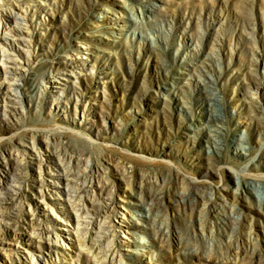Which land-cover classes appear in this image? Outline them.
<instances>
[{
    "label": "rangeland",
    "instance_id": "1",
    "mask_svg": "<svg viewBox=\"0 0 264 264\" xmlns=\"http://www.w3.org/2000/svg\"><path fill=\"white\" fill-rule=\"evenodd\" d=\"M8 8L32 36L15 44L31 60L19 96L0 97V166L19 151L27 175L22 207L2 215L0 204V263L95 264L60 227L77 223L76 209L61 213L68 197L38 187L61 160L113 196L114 222L131 221L114 231L125 264H264V188L244 186L264 184V0H1ZM8 48L0 41V86ZM30 210L66 242L38 263L29 242L52 241L23 221Z\"/></svg>",
    "mask_w": 264,
    "mask_h": 264
},
{
    "label": "bare ground",
    "instance_id": "2",
    "mask_svg": "<svg viewBox=\"0 0 264 264\" xmlns=\"http://www.w3.org/2000/svg\"><path fill=\"white\" fill-rule=\"evenodd\" d=\"M125 6L127 8L129 7L127 2H124V7ZM156 9V6H148L147 12L153 13L157 11ZM27 12H29V9L27 10ZM142 13L143 15H148L146 12ZM25 15L21 12L16 11L15 8H8L6 10L0 11V41L8 45L9 48L7 50L12 49L14 53L12 55H9L8 52L4 50L2 54L3 58L1 60H4V58L6 57V61L5 70L3 73L4 76L1 77V101H6L10 94H14L16 95V97L19 96L20 85L18 81L24 77L22 75L21 68H23L25 64L31 63L30 54H28L29 57L27 56V58H24V56H22V52L20 53V50L15 45L17 42L26 43L28 37L31 38L32 36L30 31L31 22L28 21V16ZM132 16L136 21V15L133 14ZM119 28H121V26ZM19 58L23 59L22 63L18 61ZM15 101L19 102V98L18 100L15 99ZM38 153L39 152H37V155H39ZM13 154L15 155V164L12 169L6 167L7 170H5L0 166V204L4 203L8 205L9 209L6 212H1L2 215H13L16 210L22 207V202H19L17 204L13 203L20 198L24 189V183L27 181L26 171L23 168V165L26 164V162H24L23 154L19 151ZM2 158L3 157H0L1 161ZM55 165L58 167L57 172H54V170L48 167L40 173V177L38 179V187L41 188L40 192L43 197L46 196L44 193L45 191L47 193L53 194L60 193L61 195H66L68 197L67 200L70 202L69 204L67 203L64 205V207L61 209V213L64 212L70 217L72 216V214L70 213L72 212V209H76L78 211V213H76L77 223L75 224V226H71L67 223L61 225V229L65 230L66 233L71 236V239L77 237V239L83 246L82 248L81 245H78V250L82 251L83 249H87L85 250L87 251L86 254L88 255V257H94L95 264H125L124 262L128 259H131L132 257L130 254L122 253L120 251L116 242V235L114 234V231L115 228H120L119 231L121 233L125 232L126 228H124V226H132L131 221L121 218L119 221L114 222L113 215L117 209V205L114 202L113 196L102 194L100 196L98 195L99 197H97L94 185H92V189L89 187V183L84 179V173L82 171L72 170V168H69L66 163L61 160H58ZM240 178L241 174L236 173L235 179L238 189L242 185ZM61 183H65L66 186L60 188ZM258 185L262 189L264 188V184L257 180H253L251 182L246 181L244 183V186L251 191L257 190ZM262 197L263 196L261 195V198ZM188 204L191 207H194L193 205L195 203L193 200H189ZM142 206L146 212L145 217L150 218L151 215L149 204H143ZM46 207H49V204H47ZM52 210H54V208H52ZM119 213L124 215V212L120 210ZM28 214L29 215L27 216H23V221L30 225L34 234H36L38 237H42V235H45L47 239L52 241L48 242L50 243V245L47 249L42 247L40 244H32V241L29 242V245L31 247L35 246L36 248H39V252H36L34 254L33 261H36L38 263L39 261H42V259L47 260L46 254H49V256L52 258V255L54 253L64 251L61 249L64 248L66 242L60 241V236L62 235L58 234L54 230H50L49 226H43V228L38 229V223L42 221V218L37 215V211L30 210ZM69 221H71V218H69ZM79 226L82 227L81 230ZM133 236H135V234H132L131 237ZM118 242L126 243V240ZM51 243L53 245H51ZM142 243L146 244L147 247L151 245V242H148L146 240H144ZM60 246L61 248H59ZM89 246H92V248L89 249ZM30 257L32 258V255H30Z\"/></svg>",
    "mask_w": 264,
    "mask_h": 264
}]
</instances>
